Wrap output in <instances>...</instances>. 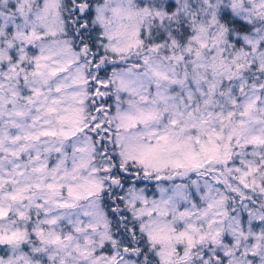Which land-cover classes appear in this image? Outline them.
Segmentation results:
<instances>
[{
  "label": "snow or ice",
  "instance_id": "snow-or-ice-1",
  "mask_svg": "<svg viewBox=\"0 0 264 264\" xmlns=\"http://www.w3.org/2000/svg\"><path fill=\"white\" fill-rule=\"evenodd\" d=\"M0 264H264V0H0Z\"/></svg>",
  "mask_w": 264,
  "mask_h": 264
}]
</instances>
